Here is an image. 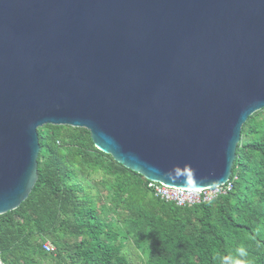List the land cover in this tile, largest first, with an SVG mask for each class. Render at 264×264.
<instances>
[{"label": "water", "instance_id": "1", "mask_svg": "<svg viewBox=\"0 0 264 264\" xmlns=\"http://www.w3.org/2000/svg\"><path fill=\"white\" fill-rule=\"evenodd\" d=\"M263 107L264 0H0V214L38 178L43 124L197 189L229 179Z\"/></svg>", "mask_w": 264, "mask_h": 264}, {"label": "trees", "instance_id": "2", "mask_svg": "<svg viewBox=\"0 0 264 264\" xmlns=\"http://www.w3.org/2000/svg\"><path fill=\"white\" fill-rule=\"evenodd\" d=\"M37 132L38 178L0 214L4 264H129V239L146 264H264V107L241 127L233 189L187 206L155 195L144 176L96 148L86 128L43 124ZM98 171L94 184L87 176Z\"/></svg>", "mask_w": 264, "mask_h": 264}, {"label": "built area", "instance_id": "3", "mask_svg": "<svg viewBox=\"0 0 264 264\" xmlns=\"http://www.w3.org/2000/svg\"><path fill=\"white\" fill-rule=\"evenodd\" d=\"M236 178V175L233 177L231 174L223 184L197 189L173 187L152 180H149L148 186L161 199L173 201L179 206H187L210 201L219 195L230 192L234 187ZM42 246L46 251L53 250V246L49 241H44Z\"/></svg>", "mask_w": 264, "mask_h": 264}, {"label": "rangeland", "instance_id": "4", "mask_svg": "<svg viewBox=\"0 0 264 264\" xmlns=\"http://www.w3.org/2000/svg\"><path fill=\"white\" fill-rule=\"evenodd\" d=\"M103 176V173L101 171H98L90 173L87 178L90 179V181L94 182V184H96L97 180H101ZM97 185L102 190L104 195V187L99 183ZM126 244L128 248H125V254L127 256L129 264H146V254L144 253V251L140 248H135L130 239L126 241Z\"/></svg>", "mask_w": 264, "mask_h": 264}, {"label": "clouds", "instance_id": "5", "mask_svg": "<svg viewBox=\"0 0 264 264\" xmlns=\"http://www.w3.org/2000/svg\"><path fill=\"white\" fill-rule=\"evenodd\" d=\"M238 252L240 255H246V252L244 251V249H238ZM224 264H238V262H234V261H231L229 259H225L224 260Z\"/></svg>", "mask_w": 264, "mask_h": 264}]
</instances>
